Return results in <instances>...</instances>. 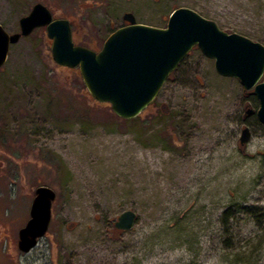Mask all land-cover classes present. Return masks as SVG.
<instances>
[{
  "label": "rangeland",
  "instance_id": "1",
  "mask_svg": "<svg viewBox=\"0 0 264 264\" xmlns=\"http://www.w3.org/2000/svg\"><path fill=\"white\" fill-rule=\"evenodd\" d=\"M38 2L94 50L125 12L165 28L179 6L264 46V0H0V24L18 32ZM50 44L36 28L0 69V264H264V127L245 116L256 97L194 47L124 120L88 94L78 68L54 62ZM40 185L57 193L52 218L22 252ZM131 209L134 226L118 231Z\"/></svg>",
  "mask_w": 264,
  "mask_h": 264
},
{
  "label": "water",
  "instance_id": "2",
  "mask_svg": "<svg viewBox=\"0 0 264 264\" xmlns=\"http://www.w3.org/2000/svg\"><path fill=\"white\" fill-rule=\"evenodd\" d=\"M126 24L116 28L94 50L76 44L68 18L54 17L45 4L35 3L29 14L19 21V31L8 33L0 24V69L6 63L10 47L34 29L45 27L51 40V57L58 65L78 68L88 94L100 103H109L118 117L136 118L157 97L170 73L197 47L214 62V70L241 83L246 94L258 102L245 116L255 114L264 127V46L238 33H228L193 9L181 7L168 16L165 28L153 27L135 20L130 12L122 17ZM243 127L239 144L251 139ZM29 216L18 232V250L30 252L46 234L52 215V202L57 193L46 185L34 190ZM137 213L124 210L114 226L118 231L131 230Z\"/></svg>",
  "mask_w": 264,
  "mask_h": 264
},
{
  "label": "trees",
  "instance_id": "3",
  "mask_svg": "<svg viewBox=\"0 0 264 264\" xmlns=\"http://www.w3.org/2000/svg\"><path fill=\"white\" fill-rule=\"evenodd\" d=\"M75 42H76V41H75ZM76 44H78V43L76 42ZM89 48L95 49L94 47H91V46H90ZM96 50H97V49H96ZM256 109H257V108H256ZM256 109H255V110H256ZM224 214H227V213L225 212Z\"/></svg>",
  "mask_w": 264,
  "mask_h": 264
},
{
  "label": "flooded vegetation",
  "instance_id": "4",
  "mask_svg": "<svg viewBox=\"0 0 264 264\" xmlns=\"http://www.w3.org/2000/svg\"><path fill=\"white\" fill-rule=\"evenodd\" d=\"M124 24H126V22L124 21ZM71 26H72V24H71Z\"/></svg>",
  "mask_w": 264,
  "mask_h": 264
}]
</instances>
